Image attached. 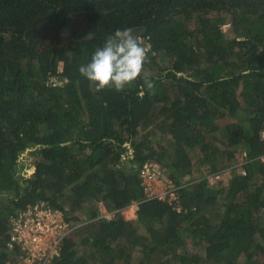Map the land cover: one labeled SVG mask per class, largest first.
<instances>
[{
  "label": "trees",
  "instance_id": "obj_1",
  "mask_svg": "<svg viewBox=\"0 0 264 264\" xmlns=\"http://www.w3.org/2000/svg\"><path fill=\"white\" fill-rule=\"evenodd\" d=\"M124 28L150 45L153 90L79 72ZM263 130L264 0H0V264L37 200L69 224L53 264H264ZM146 161L175 200L148 196Z\"/></svg>",
  "mask_w": 264,
  "mask_h": 264
},
{
  "label": "built area",
  "instance_id": "obj_2",
  "mask_svg": "<svg viewBox=\"0 0 264 264\" xmlns=\"http://www.w3.org/2000/svg\"><path fill=\"white\" fill-rule=\"evenodd\" d=\"M144 41L146 43V40ZM261 136L264 138V130ZM261 158L264 159V154ZM242 162L243 157L235 166H239L245 173L241 168ZM232 168L226 167L224 170L208 173L207 178L210 183L217 182L222 176H229ZM140 174L148 196H159L169 201L176 199V188L171 180L165 178L164 167L161 164L146 161L141 167ZM133 205L138 208L136 202L131 206ZM102 214L111 218L116 212L105 210ZM11 221L13 229L9 245L16 246L19 254L8 264H53L54 258L60 254L62 241L70 231L64 213L59 209L51 208L43 200H37L28 203L25 208L12 215Z\"/></svg>",
  "mask_w": 264,
  "mask_h": 264
},
{
  "label": "clouds",
  "instance_id": "obj_3",
  "mask_svg": "<svg viewBox=\"0 0 264 264\" xmlns=\"http://www.w3.org/2000/svg\"><path fill=\"white\" fill-rule=\"evenodd\" d=\"M150 48L132 28L117 29L97 47L90 62L79 67L80 74L94 83L96 89L122 92L138 79L148 90L155 85L151 72L145 67ZM137 213V209H136Z\"/></svg>",
  "mask_w": 264,
  "mask_h": 264
},
{
  "label": "rangeland",
  "instance_id": "obj_4",
  "mask_svg": "<svg viewBox=\"0 0 264 264\" xmlns=\"http://www.w3.org/2000/svg\"><path fill=\"white\" fill-rule=\"evenodd\" d=\"M32 148L31 147H28L27 150L25 151H22L21 153V156L19 158V164H18V167H22V164L25 162L26 166L25 168L23 169V171H28V173H31L30 172V169L32 170L34 168L33 166V162L35 160V156L31 155L29 153V151L31 150ZM234 157L236 159H241L242 158V152L239 150L237 152L234 153ZM28 163V164H27ZM27 175V174H26ZM165 185V184H164ZM99 206H100V212H105V207L102 203H99ZM136 207L133 205V206H127L126 208H124L122 211V215L125 217V218H135L136 217Z\"/></svg>",
  "mask_w": 264,
  "mask_h": 264
}]
</instances>
